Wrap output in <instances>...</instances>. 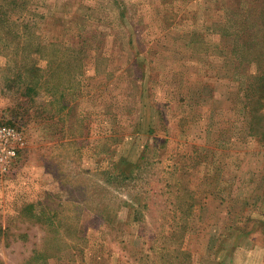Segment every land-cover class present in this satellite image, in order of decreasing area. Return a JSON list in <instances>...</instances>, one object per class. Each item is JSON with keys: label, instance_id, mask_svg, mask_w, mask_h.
Here are the masks:
<instances>
[{"label": "rangeland", "instance_id": "obj_1", "mask_svg": "<svg viewBox=\"0 0 264 264\" xmlns=\"http://www.w3.org/2000/svg\"><path fill=\"white\" fill-rule=\"evenodd\" d=\"M263 38L264 0H0V264H264Z\"/></svg>", "mask_w": 264, "mask_h": 264}, {"label": "built area", "instance_id": "obj_2", "mask_svg": "<svg viewBox=\"0 0 264 264\" xmlns=\"http://www.w3.org/2000/svg\"><path fill=\"white\" fill-rule=\"evenodd\" d=\"M20 135L15 129L0 125V169L4 168L16 156L14 140H20Z\"/></svg>", "mask_w": 264, "mask_h": 264}, {"label": "trees", "instance_id": "obj_3", "mask_svg": "<svg viewBox=\"0 0 264 264\" xmlns=\"http://www.w3.org/2000/svg\"><path fill=\"white\" fill-rule=\"evenodd\" d=\"M264 39V38H263ZM257 86H259V85H257Z\"/></svg>", "mask_w": 264, "mask_h": 264}]
</instances>
